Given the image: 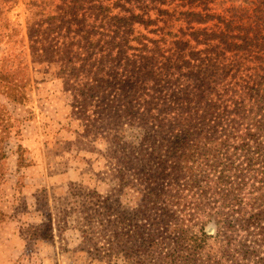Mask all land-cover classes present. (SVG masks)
<instances>
[{
	"label": "rangeland",
	"instance_id": "374dc122",
	"mask_svg": "<svg viewBox=\"0 0 264 264\" xmlns=\"http://www.w3.org/2000/svg\"><path fill=\"white\" fill-rule=\"evenodd\" d=\"M71 41L79 45L70 54L63 48ZM261 56L264 0H0V83L27 96L14 103L0 93V127L10 130L0 137V222H56L66 208L73 210L70 222L85 226L92 212L87 192L94 189L110 198H101L97 222L104 224H88L91 240L72 246L73 259L63 264H172L180 240L160 219L175 224L182 217L195 230L207 222L205 232L214 236L210 216L221 222L227 216L218 192L202 196L188 184L199 179L205 186L203 175L211 181L225 170L235 180L230 164L244 160L237 149L242 141L230 139L202 158L204 144L199 150L196 140L215 130H255L250 107L243 119L236 110L244 97L256 104L243 86H253L249 77L262 72ZM202 94L218 103L214 115L145 136L158 129L157 119L145 116L146 101L161 96L168 105L155 106L154 116L174 121L188 106L186 97L195 106ZM169 104L165 115L161 108ZM186 130L194 147L166 141ZM172 154H195L180 163L191 168V178L158 174ZM176 163L167 162L170 172ZM253 189L245 190L247 203ZM209 247L218 245L211 239L204 251ZM0 264L13 262L0 253Z\"/></svg>",
	"mask_w": 264,
	"mask_h": 264
},
{
	"label": "trees",
	"instance_id": "16d2710c",
	"mask_svg": "<svg viewBox=\"0 0 264 264\" xmlns=\"http://www.w3.org/2000/svg\"><path fill=\"white\" fill-rule=\"evenodd\" d=\"M134 40H138L139 42L141 39L135 37ZM175 43H177V41ZM77 44L79 45V42L71 41L68 45L64 46L63 50H68L71 54L73 53V47L77 46ZM257 59L264 62L263 56L258 57ZM258 68L262 72L259 73L258 76L255 75L249 77L253 86L248 85L249 82L246 86H243L246 95L256 97V104L254 103L255 105H251V100L244 97L240 103L238 102L241 104V108L236 110V116L243 119V113L246 114L244 111L247 107H250L251 114L247 117H251L250 120L254 122L253 126L255 127V130L251 129L243 132L239 127L234 126L235 129L230 132L215 130L213 132H207L202 139L196 140V146L199 150L202 147L201 145L204 144L203 147L205 153H202V158H209L216 146L226 147L230 139H240L242 141L241 144L237 146V149L242 151L244 160L238 163L237 166H233L234 161L230 164L232 165L230 166V170H232V168L236 170V172H231L235 176V180H230L231 175L225 173V170L220 172L219 175L214 174V176H217L216 179L210 181V176L203 175L202 171L204 170H199V174L203 175V181L206 182V185L203 186L200 184L199 179H194L192 184H188L191 189L195 188L201 190L202 196L207 195L211 190L218 192L223 207L228 209L226 211L227 216L223 222L218 219L219 216L217 215L210 216L216 219L217 233L214 236L208 235L205 232V225L207 222H203L198 230H195L194 226L187 224L185 219H181L182 217H178L177 219H180V222L175 224H168L166 218L160 219L159 223H164L167 227H170L171 232L176 233L177 239L180 240V242H175L174 256H172L174 260L171 262L172 264H264V164L262 165V169L255 168L256 164L264 160V67ZM4 86L5 84L0 83V93L5 94L10 101L14 103H22L27 100L25 89L21 91L17 90V92H15V90H10V88ZM237 90L238 89L235 88L232 89L234 93ZM90 91V95L89 92H82V96L85 99L89 95V101H92L97 93L96 86ZM239 92L240 91H237L236 95L239 94ZM203 96L204 94L197 98L198 101H196L195 106H192V103L195 101L186 97L185 100L188 106L184 108V111H182V114L179 117H173L174 121H170L163 116H161L162 118L154 116L152 110L155 106H158L161 103H163V106L168 105V102L164 101L161 96L156 97L155 100L146 101L147 115L145 116L157 119L158 129H156L154 133L146 132L145 136L147 135L148 137L156 138L158 135H162L166 130L170 131L178 124H182V122H187L189 127H191L193 125L191 117L197 116L203 119V117L207 118L210 115H214L219 109L218 103L207 100L205 101ZM203 102H205L204 105H202ZM167 108H171V104L161 108V111L167 112L166 114L163 113L165 115H168L169 113ZM129 111L130 110H128V112ZM200 111H202V113H200ZM252 114L253 116H251ZM257 116H261L262 118H257ZM234 122L237 123V121ZM0 130L1 138H4V133H10V130H7L6 125L2 126V128L0 127ZM191 132L192 131L186 130V134L183 135L177 134L172 138L163 137L168 138L166 141L171 143L174 148L187 150L190 147H194L188 144L189 135H193ZM183 156H195V154H172L171 156L165 157L161 160L162 163L160 164L158 174L162 177L174 175L176 181L182 172V175L190 177L193 174L191 168L183 170V168L180 167V165H183L180 164L183 161ZM171 160H177V163L171 167L170 172L167 162ZM203 161L206 162L207 160L205 159ZM207 166L209 168L211 167L210 165ZM216 172L218 173L219 171ZM258 172L259 174H257ZM214 180L215 182H213ZM256 183H259V185ZM249 186L257 190L256 192L253 189L256 193L254 197L251 198V203H247L245 200V190ZM87 195H90L91 197L89 200L91 206L86 208V210H92L88 224L94 225L99 221V219L97 220V216L100 214V205H104L105 198H108L109 196L104 197L94 189L87 192ZM94 195L98 196L96 201ZM179 197L182 198L181 195ZM101 198H103L104 201H102ZM157 198L160 199L161 196L157 195ZM84 206L86 207V204ZM248 206H250V209H248ZM72 213L73 210H67L66 208L58 211V219L56 220L58 236L63 238L66 242L72 240V242H78L79 244L80 240L83 242L85 239H90L85 236L87 234L88 224L84 223L85 226H83V223L80 225L78 221H75V224L70 222L69 218ZM68 216L70 217L68 218ZM188 222H190V220ZM97 223L104 224L103 222ZM51 224L52 220H45L44 224L40 227L44 233L42 235L46 237L51 235L53 230ZM163 226L166 229V226ZM241 231H244L246 236L240 238L239 235ZM211 239L215 241L218 247H209L208 251H204L207 247L208 241ZM92 243L93 247L96 246L94 239H92ZM162 259L163 257L161 256V260Z\"/></svg>",
	"mask_w": 264,
	"mask_h": 264
},
{
	"label": "crops",
	"instance_id": "0c3cea01",
	"mask_svg": "<svg viewBox=\"0 0 264 264\" xmlns=\"http://www.w3.org/2000/svg\"><path fill=\"white\" fill-rule=\"evenodd\" d=\"M44 222L43 219L39 221L24 219L18 223L0 222L2 248L0 253L4 254L6 259L12 261L13 264H21L22 262L24 264H45L47 258L52 262L51 264H63L64 261L72 260L73 251L71 248L72 246L77 248L78 242H72V240L66 242L60 238L56 222L53 221L51 235L49 237L42 235L44 233L40 227Z\"/></svg>",
	"mask_w": 264,
	"mask_h": 264
},
{
	"label": "water",
	"instance_id": "95a60500",
	"mask_svg": "<svg viewBox=\"0 0 264 264\" xmlns=\"http://www.w3.org/2000/svg\"><path fill=\"white\" fill-rule=\"evenodd\" d=\"M209 232H213V228H209Z\"/></svg>",
	"mask_w": 264,
	"mask_h": 264
}]
</instances>
